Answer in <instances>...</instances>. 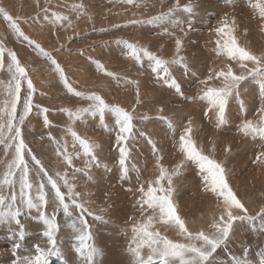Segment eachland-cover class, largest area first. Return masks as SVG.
<instances>
[{"label": "rangeland", "instance_id": "obj_1", "mask_svg": "<svg viewBox=\"0 0 264 264\" xmlns=\"http://www.w3.org/2000/svg\"><path fill=\"white\" fill-rule=\"evenodd\" d=\"M154 2L155 7L152 6L153 0H149L146 8H136L120 0H51L47 5L45 0H0V7L17 19L21 30L57 60L77 91L96 92L106 103L132 111L136 117L133 120L135 139H130L126 143L129 150L126 160L129 173L127 178L122 179L118 163V146L114 147V116L109 112L104 114V124L112 129L106 131L101 126L99 114L95 116L83 114L79 119H75L69 118L61 111L66 108L75 112L77 109L88 107L89 102L69 94L59 81L58 75L52 70L51 64L26 42L18 39L0 16V42L5 48L14 51L21 64L26 66L36 89L33 103L50 110L47 115L51 124L45 128L42 118L36 114L37 110L33 109L24 128L26 142L37 158L42 160L50 174L67 171L70 182L76 185L75 190L82 194L83 199L92 201L90 208L94 214L103 216L107 221L100 223L92 216H85L93 235L92 242L103 253L99 264H132L127 252L132 237L131 226L135 221H143L149 214L141 216L139 205L134 207L136 198L140 195L137 189L141 184L146 188L147 181L155 180L158 175L155 167L157 157L169 171L183 159L178 150V138L189 120L192 122V137L197 146L204 154L222 162L227 170L231 188L249 209L250 214L254 215L260 206L264 205V165L253 163L257 153L264 149L259 147L258 139L254 141L238 132L242 119L255 121L258 118L257 109L264 102V94L254 83H243L240 101L243 102L245 111L241 112L240 104L235 98L230 99L226 108L227 123L219 128L216 127L214 111H209L205 116L208 106L204 101L184 98L195 97L200 93L203 86L199 81L208 75L209 69H219L230 63L225 58H218L211 51L214 44L210 42L214 39L212 29L226 14L230 19L234 17L236 20L235 34L238 42L256 55L264 53V32L260 31L259 17L253 15L247 0H179L181 5L193 4L195 15L189 18L183 12L176 13L180 20L178 24L111 27L113 24L124 25L130 19L156 15L171 6L174 0H165L163 6L159 4V0ZM45 6L50 10L48 13L50 18L52 12L66 15L72 22V27H67V21L53 24L51 19L44 20L41 9ZM93 28L109 30L99 32L93 31ZM74 33H79V36ZM69 36L73 37L70 41ZM177 37L183 39L181 55L185 57L187 69L181 65H169V71L180 85L183 97L156 79L147 59L137 64L126 54L127 49L123 45L115 43L119 39L138 42L157 56L171 60L174 56V39ZM4 60L7 65V53ZM92 61H99L107 71L115 73L120 78L119 83L98 71ZM233 69L239 72L235 65ZM9 80L10 75L6 70H0V107L7 99L6 85ZM125 80L132 83H125ZM211 83L218 86L220 82ZM137 86L140 91V104L136 103ZM26 91L25 84L22 94ZM145 114L149 119L141 122L139 117ZM157 116L167 117L174 127L169 128L167 123L157 119ZM69 127L81 138L98 145L95 148V156L99 167L92 164L88 169L92 176L91 180H88L83 172L75 173L76 179H72L74 169L84 168L86 158L79 144L73 141L67 131ZM49 133L59 142L62 152L66 148L73 155L71 168L63 164L61 157L56 156V148L48 139ZM149 139L155 145V152L153 146L148 143ZM225 147L230 151L225 153ZM76 152H81V155L77 157ZM0 158H3L2 146ZM26 159L31 164V158ZM133 166L135 171H132ZM2 173L3 167L0 166V177ZM164 183L166 185L167 181ZM172 185L173 201L188 229L210 231L208 224L211 222L212 214L217 211L215 197L203 190L201 177L197 174L195 166L188 164L183 167L179 175L172 177ZM61 190L66 191L63 187ZM85 192L89 195L83 196ZM102 208L103 212L100 211ZM47 211L51 214L52 210L49 207ZM36 216L33 211L22 213L18 217L20 225L25 229L22 240L17 235V225L0 224V264H11V260L14 259L11 249L17 243L21 245L18 249L21 256L34 254L36 245L47 246V240L43 236V225ZM57 222L59 230L56 239L62 255L49 257V264H81L73 250L75 234L66 227L62 213L57 214ZM150 230L182 242V237L177 235L174 228L159 220L154 222ZM245 249L252 264H259L260 259L264 257V232L248 230L246 226H241L237 222L227 251L218 249L215 255L218 261L222 260L227 264L231 255L241 256ZM142 254L146 258L149 250L142 249Z\"/></svg>", "mask_w": 264, "mask_h": 264}, {"label": "snow or ice", "instance_id": "obj_2", "mask_svg": "<svg viewBox=\"0 0 264 264\" xmlns=\"http://www.w3.org/2000/svg\"><path fill=\"white\" fill-rule=\"evenodd\" d=\"M120 2L136 8H146L149 0H120ZM49 3H51V0H45L46 5ZM164 3L165 0H159L161 6ZM247 3L253 15L259 17L261 21L260 31L264 32V0H247ZM152 6H156L154 0ZM49 11L47 6L41 9L44 20L51 19L53 24L67 21V27H72V22L68 16L52 12L50 18ZM178 12H183L191 18L195 15V6L191 3L181 5L179 0H174L171 6L156 15L142 19H130L124 25L113 24L111 27L120 28L122 26L145 24L175 25L180 22L179 17L176 15ZM133 15H136V13H133ZM0 16L8 23V27L18 39L26 42L30 48L51 64L52 70L58 75L59 81L69 94L89 102L88 107L77 109L75 112L66 108L61 109V111L65 112L69 118L75 119H79L83 114L91 116L99 114L101 126L106 131L112 129L104 124V114L109 112L114 116V147L118 146L121 178H127L129 168L126 166V160L129 156V150L126 143L130 139H135L133 120L136 117L133 112L119 105L106 103L105 99L96 92L84 93L77 91L66 77L57 60L38 42L21 30L17 19H14L2 7H0ZM108 30L93 28V31L99 32ZM212 32L214 33V39L210 42L214 44V47L211 51L218 58H225L230 63L219 69H209L208 75L199 81L200 85L203 86L200 93L195 97L184 98L204 101L208 106L204 113L205 116L208 115L209 111H214L216 127L219 128L227 123L226 108L230 99L235 98L240 104L241 112L245 111L243 102L240 101V91L243 83H254L258 86L259 91L264 94V53L256 55L238 42L235 34L236 20L234 17L230 19L227 14L221 18L217 26L212 29ZM74 34L79 36V33ZM72 39V36L68 37L69 41ZM115 43L123 45L127 49L126 54L133 58L137 64L141 63L143 59H147L151 72L156 79L174 89L178 95L184 96L180 85L169 71V65H181L187 69L185 57L181 55L182 38L177 37L174 39V56L171 60H165L157 56L138 42L133 43L126 39H119ZM5 53L8 57L7 65H5L4 60ZM92 63L95 64L98 71L112 77L113 80H117L119 83L120 78L115 73L107 71L99 61H92ZM233 65L239 69L238 73L234 71ZM0 70H6L10 75V80L6 85L7 99L0 107V146L3 150V158H0V166L3 167L2 177H0V224L17 225V235L22 240L25 229L20 225L18 217L22 213H32L34 211L37 214L36 219L43 225V236L47 240L46 247L36 245L34 254L23 256L18 254L21 245L17 243L11 249L14 257L11 264H49V257L62 255L56 239L59 230L57 222V214L59 213L63 214L66 227L75 234L73 250L81 264H99V259L103 253L92 242L93 235L85 216H92L94 220L100 223H107V221L104 220L103 216L94 214L90 208L92 201L83 199L82 194L75 190L76 185L70 182L67 171L63 173L57 171L50 174L42 160L37 158L26 142L24 128L30 113L35 108L37 110L36 114L42 118L43 125L47 128L51 124L47 115L50 110L33 103V94L36 89L29 77L26 66L22 65L17 58V54L5 48L2 42H0ZM213 81H219L220 83L217 86L211 83ZM125 83L132 82L125 80ZM25 84L27 91L22 94V88ZM136 103H141L138 86L136 88ZM134 109L135 106H133V111ZM257 117L255 121L253 119H242L238 126V132L254 141L258 139L260 141L259 147L264 149V102L257 109ZM139 119L143 122L148 120L149 117L145 114ZM157 119L165 121L169 128L174 127L167 117L157 116ZM67 131L73 141L79 144L81 152L86 158L84 168H75L72 179H76L75 173L83 172L88 180H91L92 176L88 169L91 168L92 164L99 167L95 156V148L98 145L81 138L70 127ZM192 131V122L189 120L178 138V150L183 159L169 171L161 163L160 158L157 157L155 167L158 170V175H156L155 180L147 181L146 188L141 184L137 189L140 195L136 198L134 207L139 205L141 216H144L145 213L149 214L143 221H135L131 226L132 237L127 252L132 259V264H225L222 260L218 261L215 254L218 249L227 251L237 222L241 226H246L248 230L264 232V205H261L254 215L250 214L249 209L231 188L227 170L222 162H218L212 156L204 154L193 139ZM141 135L143 136L144 133H141ZM48 139L56 148V156L61 157L63 164L71 168L73 166V155L66 148L62 152L60 150L61 145L51 133L48 134ZM148 143L153 146V152H155L156 148L151 139L148 140ZM224 151L227 153L230 149L225 147ZM81 152H76L75 155L79 157ZM26 157L31 158V164ZM88 157L91 159H87ZM253 163L264 165V151L257 153ZM188 164L195 166L197 169V174L201 177L203 190L215 197L217 211L212 214L211 222L208 224L210 231L203 229L198 231L189 230L185 220L179 215L172 198L174 191L172 177L179 175L181 169ZM135 170V166H133L132 171ZM165 181H167L166 185ZM62 187L66 191H62ZM87 195H89L87 192L83 194V196ZM49 207L52 210L51 214L47 211ZM100 211L103 212L104 209L102 208ZM129 219L131 220L132 217H129ZM156 220L174 228L177 235L182 237V242L174 241L161 235L158 231L150 230ZM144 248L149 250L146 258L142 254ZM227 264H252V262L247 258V249H245L244 254L241 256L231 255ZM259 264H264V257L260 259Z\"/></svg>", "mask_w": 264, "mask_h": 264}, {"label": "bare ground", "instance_id": "obj_3", "mask_svg": "<svg viewBox=\"0 0 264 264\" xmlns=\"http://www.w3.org/2000/svg\"><path fill=\"white\" fill-rule=\"evenodd\" d=\"M25 3H26V2H25ZM28 4H31V3H28ZM33 4H34V3H33ZM23 5H24V4H23ZM53 5H54V4H53ZM26 6H27V5H26ZM32 7H34V6L32 5ZM53 7H54V6H53ZM51 8H52V7H51ZM58 23H59V22H58ZM73 61H74V60H73ZM251 101H252V100H251ZM191 119H192V118H191ZM174 129H175V128H174ZM174 129H173V130H174ZM55 165H56V164H55ZM195 220H196V219H195ZM198 221H199V220H198ZM196 222H197V221H196ZM198 225H200V223H199ZM198 225H197V226H198ZM189 226H190V225H189ZM198 227H199V226H198Z\"/></svg>", "mask_w": 264, "mask_h": 264}]
</instances>
